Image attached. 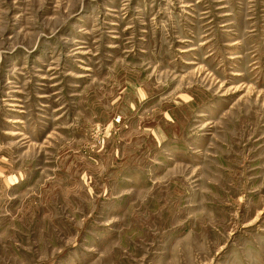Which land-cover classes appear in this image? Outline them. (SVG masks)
Wrapping results in <instances>:
<instances>
[{"label":"rangeland","instance_id":"1","mask_svg":"<svg viewBox=\"0 0 264 264\" xmlns=\"http://www.w3.org/2000/svg\"><path fill=\"white\" fill-rule=\"evenodd\" d=\"M0 264H264V0H0Z\"/></svg>","mask_w":264,"mask_h":264}]
</instances>
